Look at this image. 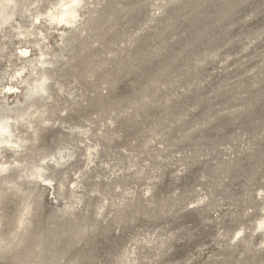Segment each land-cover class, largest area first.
Instances as JSON below:
<instances>
[{"label":"rangeland","instance_id":"obj_1","mask_svg":"<svg viewBox=\"0 0 264 264\" xmlns=\"http://www.w3.org/2000/svg\"><path fill=\"white\" fill-rule=\"evenodd\" d=\"M14 1L0 264H264V0Z\"/></svg>","mask_w":264,"mask_h":264},{"label":"bare ground","instance_id":"obj_2","mask_svg":"<svg viewBox=\"0 0 264 264\" xmlns=\"http://www.w3.org/2000/svg\"><path fill=\"white\" fill-rule=\"evenodd\" d=\"M79 0H60L59 6L54 12L53 10L48 12V17L52 20H56L58 23L63 24H69L72 19L76 17L77 10L75 7V3H77ZM12 3V8L15 6L14 0H0V4H10ZM80 4V3H79ZM53 7V6H52ZM52 9V8H51ZM54 9V10H55ZM41 15V14H40ZM13 16V13H7L2 12L0 10V24L8 21ZM38 18V16H36ZM28 53L27 49H21L18 53V57H26ZM40 56H44V54H40ZM42 61V60H40ZM43 62V61H42ZM23 70V69H22ZM22 73V72H20ZM19 75V74H18ZM20 76V75H19ZM46 77L43 76V79L40 83H38V90L39 91H45V85L44 80ZM17 92L14 86H8L5 94L3 97H5L8 94H12ZM34 90H27L25 92V99H31L34 95ZM22 117V113L16 114L14 116L9 115H2L0 113V177L5 178V173H7L10 169V166L12 164H18L20 161L17 159L18 154L21 152L22 147V139L21 137H18L15 134V129L13 128V123L18 119ZM2 147H7L8 150L11 151V160L6 158L5 151H2ZM4 153V154H3ZM42 167L41 166H32V168L29 169V175L38 177L42 181H45V179L42 177L43 174L41 173ZM4 176V177H2ZM22 218V217H21ZM20 223H22V219L19 220Z\"/></svg>","mask_w":264,"mask_h":264}]
</instances>
